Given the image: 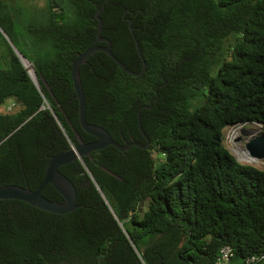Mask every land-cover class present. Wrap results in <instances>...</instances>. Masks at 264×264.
I'll return each mask as SVG.
<instances>
[{
    "label": "trees",
    "instance_id": "16d2710c",
    "mask_svg": "<svg viewBox=\"0 0 264 264\" xmlns=\"http://www.w3.org/2000/svg\"><path fill=\"white\" fill-rule=\"evenodd\" d=\"M104 4L102 37L140 73L131 22L147 69L134 77L91 56L80 69L87 120L121 145H145L143 108L152 144L61 167L85 206L67 215L0 201V264H216L224 247L230 264L261 258L264 171L239 163L224 132L264 128V0H47L24 29L0 0V27L39 83L0 31V188L35 191L49 157L96 141L81 126L71 68L96 44ZM43 195L66 202L52 185Z\"/></svg>",
    "mask_w": 264,
    "mask_h": 264
},
{
    "label": "water",
    "instance_id": "95a60500",
    "mask_svg": "<svg viewBox=\"0 0 264 264\" xmlns=\"http://www.w3.org/2000/svg\"><path fill=\"white\" fill-rule=\"evenodd\" d=\"M105 4L103 5L102 9L97 12L99 31H98V39L96 44L92 48L87 50L85 53H79L78 58L74 61L71 68L72 78L74 81V89L79 100V117H80L81 126L87 134L96 138V141L89 144L82 143L80 147L73 148L69 152L49 157L50 162L47 167L45 178L37 190L33 191L30 188H25L15 185H6L0 188V201L18 200L25 202L45 212L57 214L59 216L67 215L73 212L74 210L85 206L78 205V192L76 186L69 178H67L64 174L60 172L61 167L66 166L77 160H82L84 157L90 156L93 152L103 150L109 146L115 147L121 152H126L132 147H138L146 150L151 146L152 144L151 139L143 129V124H142L143 108H141L138 112V119H139V129L147 142L145 145L136 141L127 142L125 145H121L115 140H113L110 133L106 129L100 126L90 124L87 120L88 106H87L86 95L81 81L80 69L81 66L84 65L91 56L95 55L98 52L106 53L114 60V62L124 72L134 77H140L145 73L147 69L146 60L141 51L140 43L137 40L134 30L131 26V22H130V31L135 40L138 54L143 62V68L140 73H134L131 70H129L113 53L112 43L108 39L102 37V33L104 29H103V20L101 18V14L104 11ZM0 31L8 40V42L14 49L15 53L17 54V56L19 57L25 68L28 70L32 81L37 85V87H39V83L37 80L36 73L34 72V68H33V72H31L27 67V64H31V63H29V61L13 45L12 41L9 39V37L2 30L1 27H0ZM98 43H107V45L99 46ZM152 106H153V102L151 103V106L148 107V109H152ZM246 148L252 157L257 159H264V134L250 140ZM48 185H52L65 198L66 202L64 204L51 201L43 195L44 190Z\"/></svg>",
    "mask_w": 264,
    "mask_h": 264
},
{
    "label": "rangeland",
    "instance_id": "374dc122",
    "mask_svg": "<svg viewBox=\"0 0 264 264\" xmlns=\"http://www.w3.org/2000/svg\"><path fill=\"white\" fill-rule=\"evenodd\" d=\"M10 6L15 8L17 12L23 16L24 25L20 27L21 29H24L23 27L27 26L30 22L31 18H36V14L41 12L45 6L47 0H5ZM69 5V3L67 2ZM8 107H0V111L7 110ZM227 134V130L225 131V135ZM261 128L259 126H252L247 125L243 128L241 135L239 136L238 140L236 142L228 143L225 141V146L227 149L236 157L235 153L241 151L242 149H245V145L247 144L248 140L253 135H261ZM237 158V157H236ZM243 165H249V164H243ZM251 166V165H249Z\"/></svg>",
    "mask_w": 264,
    "mask_h": 264
},
{
    "label": "built area",
    "instance_id": "2783aa9c",
    "mask_svg": "<svg viewBox=\"0 0 264 264\" xmlns=\"http://www.w3.org/2000/svg\"><path fill=\"white\" fill-rule=\"evenodd\" d=\"M12 108L10 107L9 110H11ZM247 126L246 124H239L230 128H227V134L225 135L224 132V143L225 141H227L228 143H232V142H236L239 138V136L242 133L243 128ZM261 128V132L262 134H264V128L262 126H259ZM225 130V131H226ZM261 134V135H262ZM260 136V135H259ZM258 137L257 135H253L250 137V139L248 140L247 144L249 143L250 140H252L253 138ZM247 144L245 145V149L235 153L236 155V159L238 160L239 163L241 164H249L259 170L264 171V159H257L254 158L250 155L249 151L247 150ZM251 158L250 160H248V158ZM234 254L232 251L231 247H224L221 251V255L220 258L218 259V261L216 262V264H230V261L232 260ZM264 256H262L261 258H256V257H252L249 258L246 262V264H255L257 261L263 259Z\"/></svg>",
    "mask_w": 264,
    "mask_h": 264
},
{
    "label": "bare ground",
    "instance_id": "6f19581e",
    "mask_svg": "<svg viewBox=\"0 0 264 264\" xmlns=\"http://www.w3.org/2000/svg\"><path fill=\"white\" fill-rule=\"evenodd\" d=\"M28 69L33 72V66L31 64H27ZM251 158L249 157L248 160H250Z\"/></svg>",
    "mask_w": 264,
    "mask_h": 264
}]
</instances>
